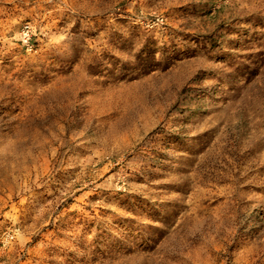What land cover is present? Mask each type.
<instances>
[{"label":"rangeland","instance_id":"obj_1","mask_svg":"<svg viewBox=\"0 0 264 264\" xmlns=\"http://www.w3.org/2000/svg\"><path fill=\"white\" fill-rule=\"evenodd\" d=\"M0 264H264V0H0Z\"/></svg>","mask_w":264,"mask_h":264},{"label":"built area","instance_id":"obj_2","mask_svg":"<svg viewBox=\"0 0 264 264\" xmlns=\"http://www.w3.org/2000/svg\"><path fill=\"white\" fill-rule=\"evenodd\" d=\"M24 36H25V41L28 42L29 40V26H25L23 30Z\"/></svg>","mask_w":264,"mask_h":264}]
</instances>
